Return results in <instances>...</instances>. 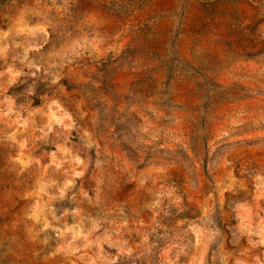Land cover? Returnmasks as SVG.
Listing matches in <instances>:
<instances>
[{
	"label": "rangeland",
	"instance_id": "374dc122",
	"mask_svg": "<svg viewBox=\"0 0 264 264\" xmlns=\"http://www.w3.org/2000/svg\"><path fill=\"white\" fill-rule=\"evenodd\" d=\"M0 264H264V0H0Z\"/></svg>",
	"mask_w": 264,
	"mask_h": 264
}]
</instances>
